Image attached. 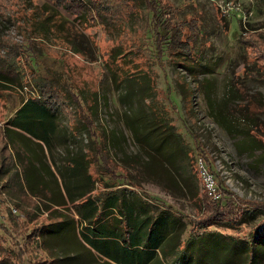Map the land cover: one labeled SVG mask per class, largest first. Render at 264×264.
I'll return each mask as SVG.
<instances>
[{"label":"trees","instance_id":"trees-1","mask_svg":"<svg viewBox=\"0 0 264 264\" xmlns=\"http://www.w3.org/2000/svg\"><path fill=\"white\" fill-rule=\"evenodd\" d=\"M22 1L26 9L36 13L34 28L39 38L54 34L51 25L56 24L55 10L51 11L43 4L40 11L34 0ZM49 1L84 27L99 23L108 32L114 31L117 23L140 18L146 24L147 39L151 41L148 47L150 57L162 67H165L164 62H170L175 69H183V76L192 78L199 91L203 90L204 83L197 81L198 76L214 70L202 64L195 50L196 40L203 34L201 21L198 18L180 19L178 10L167 0ZM141 9L147 12L145 16L141 15ZM241 41L247 62L260 69L256 63L259 58L253 55L256 44L245 37ZM17 49L0 55V92L11 94L25 88L32 89V95L19 97L20 103L12 111L9 127L4 130L16 165L12 163L5 168L0 163V177L10 175L9 179L16 184L15 192L20 197L27 194L41 199L45 211L52 212L49 222L33 231L32 236L39 238L41 244L46 245L53 237H62L61 240L76 244L71 248H81L92 255L96 253L107 264H264V229H249L242 237L211 229L215 226L234 229L235 225L247 223L256 215H264V205L236 200L214 171L213 157L198 134L194 133V151L188 147L170 122L166 109L158 102L157 88L148 71L134 68L131 73L114 79L115 86L124 87L118 101L126 107L125 124L139 148L130 165L117 164L110 157V142L115 140L116 133L98 127V93L94 94L93 103H89L88 97L76 93L71 86L63 85L58 76L50 71L43 72L46 60L42 54L30 53L29 46L25 52H17ZM120 54L117 58L124 61L128 52ZM250 56H253L251 61ZM24 61L30 72L21 69ZM48 67L45 68L50 70ZM242 71L245 75L255 76L257 69L243 66ZM191 98L188 87L183 92V100L186 113L190 112L192 120L196 116L192 111ZM204 99L212 108L211 95L205 94ZM243 100L246 103L239 104L237 108L244 112L245 117L253 118L264 111V104L255 95L245 94ZM66 104L70 107L76 104L83 111L81 114L75 112L73 124L68 127L70 136L60 122L63 105ZM209 115L230 132L224 114L209 110ZM70 137L76 140L77 146L79 144L80 153L76 157L72 154L64 168L56 166L57 177L46 159V152L52 150L54 142ZM33 148H39V152ZM92 157L99 160L98 166ZM199 162L212 175L214 192L199 178L201 215L190 217L191 227L183 238L187 225L165 203L158 209L146 203L136 190L138 185L130 181L129 170L139 169V172L148 174L150 181L168 188L171 182L166 185L170 180L166 175L171 172L190 179L194 169L199 176ZM93 166L96 167L97 178L89 172ZM48 177H52L56 189L52 188ZM98 183L106 191L96 195ZM62 209L69 210L70 216L60 211ZM261 223H264V218ZM2 225L0 222V227ZM20 248L17 245L18 251ZM44 248L46 251L53 249ZM9 259H0V264H12Z\"/></svg>","mask_w":264,"mask_h":264},{"label":"rangeland","instance_id":"rangeland-1","mask_svg":"<svg viewBox=\"0 0 264 264\" xmlns=\"http://www.w3.org/2000/svg\"><path fill=\"white\" fill-rule=\"evenodd\" d=\"M167 1L178 10L180 19L198 18L201 21L203 34L196 40L195 50L202 64L214 69L198 76L197 81L204 83L202 91L197 89L192 78L184 77L183 69H175L170 62H164L165 67H162L150 57L148 47L151 41L147 39L149 34L146 24L140 18L117 23L115 30L108 32L99 23L84 27L49 0H34L40 11L45 4L57 14L54 19L56 24L51 25L54 34L44 39L42 36L39 38L34 28L37 22H34L35 11L26 9L25 2L0 0V55L4 56L16 48L17 52H25L29 46L30 53L42 54L48 68H51L48 70L45 64L43 72L50 71L58 76L63 85L71 86L76 93L88 97L89 103H93L92 98L98 93V127L116 133L115 140L110 142V157L114 163L124 165L134 161L139 148L125 124L126 107L118 101V95L124 87L115 86L114 79L131 73L134 68L148 71L157 88L158 102L166 109L170 122L188 147L194 151V133L198 134L213 157L214 171L236 200L264 205V111L252 118L245 117L244 112L241 113L237 108L239 104L246 103L243 100L245 94L255 95L264 104V0ZM145 13V9H141V15L145 16ZM244 37L256 44L253 55L259 58L256 63L260 69L247 62L246 50L241 41ZM111 52H114L112 57ZM119 52H128L124 61L117 58ZM250 57V61L253 60V56ZM243 66L257 69L256 75H245ZM21 67L30 72L25 61ZM188 87L191 97L194 93L199 97L196 108L191 98L192 111L196 116L192 120L190 112L186 113L183 100V92ZM31 91L24 88L11 94L0 92V163L5 168L16 164L11 147L5 140L4 130L9 127L12 111L20 103L19 97H30ZM205 94L211 95L212 108L206 103ZM70 106L63 105L64 113L60 114V122L69 136L68 127L73 124L75 112H83L76 104ZM196 110L205 116L201 124L197 123ZM209 110H216L227 117L230 132L209 115ZM33 149L39 152V148ZM79 153V144L77 146L76 140L70 137L54 142L52 150L46 152V159L57 176L56 166L64 168L67 159ZM92 158L95 160V157ZM95 161L98 166L99 160ZM70 166L74 165L70 163ZM95 166L89 172L97 178ZM199 171V176H196L193 169L190 179L175 176L169 171L170 175L165 174L170 177L166 183L171 182L168 188L150 181L148 174L139 172V169H130L129 177L132 183L138 185L136 190L146 203H151L154 209H158V206L163 208L165 203L181 218L188 227L183 236L185 238L191 227L190 217L197 218L202 211L200 179L204 180V177L200 162ZM9 177H0V222L3 224L0 227V259L10 257L12 264H107L96 253L92 255L87 250L71 248L74 243L61 240L62 237H53L46 245L41 244L39 238L32 236L33 231L36 227L42 228V224L51 218L52 212L45 211L41 199L27 194H21L20 197L15 192L16 184ZM48 179L52 182V177ZM58 180L61 184V180ZM124 187L131 188L130 185ZM52 188L56 189L54 182ZM96 189V195L106 191L101 183L96 185ZM60 211L70 216L69 210ZM263 218L264 215H256L247 223L235 225L234 229L218 226L211 229L242 237L249 229L254 231L258 228V231H262ZM198 233L201 234L202 230ZM61 241L67 242L59 243ZM17 245L21 247L19 251ZM44 247L53 249L46 251Z\"/></svg>","mask_w":264,"mask_h":264},{"label":"built area","instance_id":"built-area-1","mask_svg":"<svg viewBox=\"0 0 264 264\" xmlns=\"http://www.w3.org/2000/svg\"><path fill=\"white\" fill-rule=\"evenodd\" d=\"M193 97V107H198V101H199V97L196 93H194V95H192ZM196 114H197V119H198V124H201L205 118L204 115L201 114L200 111H197L196 110ZM200 167L202 169V172H203V177H204V181L208 187V189L211 191V192H214V180H213V177L212 175H210L206 169L203 167L202 163L200 162ZM16 212V210H14Z\"/></svg>","mask_w":264,"mask_h":264}]
</instances>
